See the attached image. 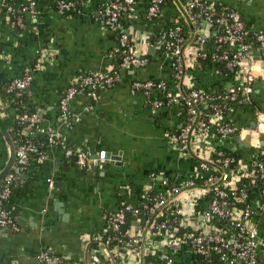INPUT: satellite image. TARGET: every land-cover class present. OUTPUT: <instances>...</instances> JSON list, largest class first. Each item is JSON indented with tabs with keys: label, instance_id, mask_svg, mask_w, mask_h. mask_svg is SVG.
<instances>
[{
	"label": "crops",
	"instance_id": "1",
	"mask_svg": "<svg viewBox=\"0 0 264 264\" xmlns=\"http://www.w3.org/2000/svg\"><path fill=\"white\" fill-rule=\"evenodd\" d=\"M25 1L0 0V73L12 80L31 68L26 104L36 109L42 126L55 131L66 146L85 149L89 161L84 167L78 166L66 160L60 148L48 147L43 162L31 161L26 171H19L22 183L11 195L14 226L0 228V264H46L39 259L44 250L61 257L64 264H142L131 250L106 252L101 245L90 244L88 237L101 231L106 217L124 204L139 207L145 193L163 191L162 178L184 184L192 169L190 161L168 144V132L177 128L181 119L174 111L149 107L146 98L131 89L135 80L172 85L169 61L153 47V40L160 30L178 22L183 3L173 1V6L163 8L153 22L147 20L146 3L136 4L133 17L126 23L127 31L134 37L136 51L149 63L141 69L121 70L119 80L101 89L95 101L86 95L77 96L70 111L79 121L65 123L60 119L58 101L70 80L117 67V33L94 17L112 0H76L80 13L72 16L52 10L53 0H34L37 16L24 14V28H12L4 7ZM212 1L222 8L236 9L248 31L264 33V0ZM204 31L208 33L209 28ZM46 50L53 52L49 61L41 58ZM189 52L184 49L185 54ZM191 61L192 57L186 64L183 86L222 91L234 83V79L218 75L215 66L205 64L195 70ZM253 69V105L235 107L227 117L238 128H251L258 116L264 115V64L257 63ZM8 114L9 120H3L9 130L14 114ZM41 141L46 143V136L36 137L37 143ZM221 145L239 151L243 162L249 163L252 151L237 137ZM99 151L109 156L103 164L95 160ZM6 161L7 150L0 135V171ZM47 180L53 182L51 188ZM259 230L264 238V218L259 220ZM131 231L135 232L133 227ZM173 261L201 264L185 247L175 253Z\"/></svg>",
	"mask_w": 264,
	"mask_h": 264
},
{
	"label": "built area",
	"instance_id": "2",
	"mask_svg": "<svg viewBox=\"0 0 264 264\" xmlns=\"http://www.w3.org/2000/svg\"><path fill=\"white\" fill-rule=\"evenodd\" d=\"M146 1V17L153 22L161 15L162 0H112L100 7L94 17L115 31L120 20L127 22L133 17L138 2ZM178 1L183 3V13L175 27L160 30L153 40V47L169 61L172 85L135 80L131 89L142 94L149 107L184 117L177 128L168 132L167 139L172 150L190 161L192 169L184 184L162 178L163 191H149L139 207L124 204L109 214L105 227L90 235L88 242L101 245L106 252L129 249L141 258L142 264H154L145 261V256L154 254L159 255L161 264H173V256L183 247L201 264H264V238L259 230V220L264 218V115L258 116L253 128H238L227 120L235 107L251 102L256 80L253 68L257 63L264 64V33L248 31L236 9L217 12L212 0H174ZM79 8L74 1L52 2V10L64 16L69 10L79 14ZM4 11L11 27L16 29L24 28V14L37 16L34 0H26L18 10L5 6ZM205 27L209 28L208 33ZM211 35L215 46L207 55L202 50ZM117 38L115 54L120 62L116 69L76 75L64 89L58 101L63 122L79 121L70 111L77 96L86 95L95 101L101 89L119 80L121 70L141 69L149 63L134 48V37L128 31H122ZM186 48L189 55L184 53ZM52 56L53 52L46 50L41 58L49 61ZM190 57L193 68L196 58H208L206 64L215 66L218 75L232 78L234 83L222 91L183 86ZM31 71L25 68L20 77L12 79L5 94L20 96L26 92ZM7 101L1 104H8ZM1 108V117L8 118L4 106ZM10 111L14 114L10 120H16L18 126L9 130H14L15 168L20 172L26 171L31 161L41 163L46 159L37 146L36 137L40 135L46 136L48 147L63 150L66 160L81 167L88 163L89 153L85 149L66 146L55 131L42 126L37 114L18 115L14 109ZM233 136L252 151L248 164L241 154L234 158L216 148V142L221 145ZM105 155V151H99L96 162L103 164ZM21 183L19 175L11 172L0 184V228L14 226L12 210H6L4 203ZM47 183L50 188L53 186L51 180ZM39 259L46 264H64L61 257L48 250L42 251Z\"/></svg>",
	"mask_w": 264,
	"mask_h": 264
},
{
	"label": "trees",
	"instance_id": "3",
	"mask_svg": "<svg viewBox=\"0 0 264 264\" xmlns=\"http://www.w3.org/2000/svg\"><path fill=\"white\" fill-rule=\"evenodd\" d=\"M69 1H74L76 3V0H69ZM173 1L174 0H162V3L160 4V7L163 8H169L173 6ZM146 5H148V2H145ZM7 6H11L14 9L18 10L19 9V5L17 4H13L12 2H10ZM79 8V5L76 3V9ZM215 8L217 10V12L222 13L223 11H227L228 9L222 8L221 6L215 5ZM80 9V8H79ZM75 14V11L73 10H69L67 12H65V16H72ZM127 22L125 20H120L119 22V27L117 29H115V32L117 33V36L122 32V31H127ZM175 23L165 27L164 29H173L175 27ZM250 34V33H249ZM189 39V38H188ZM214 37L211 35L208 40L206 41L204 48H203V52L207 53V55H209L210 53L213 52L214 50ZM207 61H209V59H200V58H196L195 59V64H194V69H200L201 67H203ZM119 57H117V63L116 66L119 65ZM220 68V67H218ZM11 80H6L3 75L0 73V103H4L5 99H8V104H2L8 114V112H10L11 109H14L15 114L18 115H22V114H37L36 109L30 105V104H26L27 102V98H28V93L27 91L24 92L22 95L20 96H16L14 93H8L5 94V91L7 89V86L10 84ZM11 100V102H10ZM250 106L253 105V100L251 99V102L249 104ZM16 109V110H15ZM1 111V109H0ZM9 115V114H8ZM7 120H9L7 118ZM184 120V117H181V122ZM9 127L17 129V121L16 120H11V123H9ZM14 130H10V134L11 136L14 138ZM37 146L39 148V151L42 153H46V150L48 149V145L44 142H38ZM215 146L217 149L222 150L224 152L225 155L227 156H232L234 158H239L240 157V153L239 151H231L229 149L224 148L222 145H220L219 143H215ZM193 164H195V161H192ZM12 197V196H11ZM11 197L4 203V208L6 210H11ZM145 261L146 262H151L154 264H161V260L159 258L158 254H154V255H148L145 256Z\"/></svg>",
	"mask_w": 264,
	"mask_h": 264
},
{
	"label": "water",
	"instance_id": "4",
	"mask_svg": "<svg viewBox=\"0 0 264 264\" xmlns=\"http://www.w3.org/2000/svg\"><path fill=\"white\" fill-rule=\"evenodd\" d=\"M254 127V123L251 124V128ZM0 135L5 143L6 150H7V161L4 167L0 171V184L3 181V179L11 172H14L16 174L19 173V170L15 168L16 163V149L15 145L12 139V136L7 129L3 118L0 115ZM105 159L108 160L109 156L108 154L105 155Z\"/></svg>",
	"mask_w": 264,
	"mask_h": 264
}]
</instances>
